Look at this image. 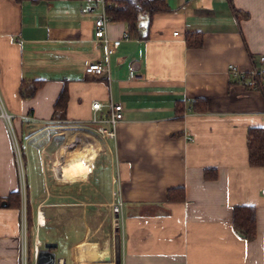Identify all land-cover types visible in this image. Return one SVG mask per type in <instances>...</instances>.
<instances>
[{
  "label": "crops",
  "instance_id": "crops-1",
  "mask_svg": "<svg viewBox=\"0 0 264 264\" xmlns=\"http://www.w3.org/2000/svg\"><path fill=\"white\" fill-rule=\"evenodd\" d=\"M164 1L168 11L140 18L142 39H125L122 22L105 23L107 37L120 44L107 58L108 76H96L85 67L105 61L93 39L101 0H0V111L36 152L43 191L31 201L27 191V203L34 230L43 215L37 236L49 229L40 242L56 243L55 262L113 264L114 226L106 215L117 201L120 264H264V167L249 166L246 145L248 129L264 125V75L259 89L249 78L264 54V0ZM229 64L244 73L241 81L229 75ZM37 80L41 85L23 98L21 85L26 93ZM63 87L66 109L54 120ZM194 99L204 100L203 111L189 109ZM109 100L122 105L123 119L114 138L104 139L89 123L91 104ZM27 124L40 127L26 135ZM57 127L85 130L95 143L85 146L84 136L66 147L72 137L66 139L58 153L62 170L56 160L46 169L61 179L50 185L43 162ZM43 136L47 142L38 147ZM13 145L0 117L1 204L20 190ZM100 159L104 173L93 176ZM170 189L184 199L167 201ZM235 206L255 209L250 241L232 228ZM101 208L104 220L96 223ZM20 230L21 207L2 205L0 264H21Z\"/></svg>",
  "mask_w": 264,
  "mask_h": 264
},
{
  "label": "trees",
  "instance_id": "trees-1",
  "mask_svg": "<svg viewBox=\"0 0 264 264\" xmlns=\"http://www.w3.org/2000/svg\"><path fill=\"white\" fill-rule=\"evenodd\" d=\"M17 2L21 0H15ZM104 13L109 21H118L125 24L128 38L142 39L140 34L139 20L141 17L147 18L148 22L156 13L166 12L169 10L164 0H104ZM233 13L236 15L238 10L233 8ZM187 35L186 41L188 45L191 37ZM201 40H197L195 45H199ZM24 84L19 88L20 95L23 98L31 97L35 90L41 85V81L30 82L28 92H24ZM262 84L261 78L254 79V88L259 89ZM66 88H62L58 94L54 104L52 119L61 120L67 105ZM177 113H182L185 108L177 103ZM190 110L203 111L205 102L203 99H194L190 101ZM246 145L248 151V164L251 167H264V125L259 127H251L247 131ZM22 156L24 157L23 153ZM184 199L183 192L180 189H170L167 192V201H182ZM0 207H21L20 191H13L4 199V204ZM26 223L29 227L32 224L30 208L26 203ZM232 228L243 239L250 241L255 237V209L252 206H235L232 208Z\"/></svg>",
  "mask_w": 264,
  "mask_h": 264
},
{
  "label": "built area",
  "instance_id": "built-area-1",
  "mask_svg": "<svg viewBox=\"0 0 264 264\" xmlns=\"http://www.w3.org/2000/svg\"><path fill=\"white\" fill-rule=\"evenodd\" d=\"M102 4V14L99 18L94 20L93 24V39L95 42L101 44V46L104 49L105 54V61L104 62H89L85 67V72L87 74H92L96 76L105 75L108 76L109 73V67H108V61L107 58L114 52V50L119 46L120 39H110L106 35L105 31V23L108 22V18L104 13V0H101ZM173 35H178V32H173ZM124 38H128L127 33L125 34ZM259 67L253 71L250 72L249 78L250 83L254 84V79L262 78L264 75V54L259 55L258 57ZM227 71L229 75L233 78L235 81H241L244 78V73L235 65L229 64L227 66ZM129 78L135 79L137 76L133 71L129 72ZM105 107L107 109L106 113L102 116L98 115V112L101 111V109ZM91 108L93 111L92 117L89 121V123L94 127V132L96 135H98L101 138H108L112 139L115 136V128L116 125L123 119V107L120 103H114L112 101H108L105 104H102L98 101L92 102ZM0 117L5 119L9 125V128L11 130L12 138H17L14 130L12 129L11 125V116L8 115L4 110L0 111ZM104 124H108L109 128H106ZM186 139L188 141H191L192 138L190 136H187ZM14 144V141H13ZM14 146V145H13ZM20 150V149H19ZM15 156L16 151L14 148ZM19 153V152H18ZM20 184V179H19ZM22 186L20 184V197L22 198ZM25 203V202H24ZM115 212L118 211L117 207L114 209ZM37 224H36V231L33 236V241L31 245V251L30 254L36 263V258L38 255V252L40 250L41 242L38 239L37 236V229L38 227L42 226L43 224L39 222L37 218ZM20 240H21V264H25L27 261V258L29 257L28 248H27V237L25 233V204L23 207V200H21V230H20ZM55 264H63L62 260H57Z\"/></svg>",
  "mask_w": 264,
  "mask_h": 264
},
{
  "label": "rangeland",
  "instance_id": "rangeland-1",
  "mask_svg": "<svg viewBox=\"0 0 264 264\" xmlns=\"http://www.w3.org/2000/svg\"><path fill=\"white\" fill-rule=\"evenodd\" d=\"M85 130H82L80 128H76V127H57L55 129L51 130V133L55 134V137L53 138V141L50 145V149H47L45 152L48 153V155H44V165H43V170H45V174L47 176L48 179V184L52 185L54 183L53 177H55L54 172L52 171H48L46 170L51 169L52 168V162H53V168H54V160L58 159L57 154L59 152H62L64 149V142L66 141V139L74 137V138H83L85 136V138L89 141V143H95L93 142V140L88 137L87 135H84ZM89 134V132H88ZM14 141V148L16 151V161H17V169H18V176L20 179V184L22 186V198L20 197V200H23V207L25 204V233H26V237H27V248H28V253H29V257L27 258V261L25 262V264H35L34 261L31 258V245H32V241H33V236L35 234L36 229L34 230L31 224V228L29 230V227L26 223V203H27V196H26V192H29V198L30 201L41 194V192L43 191V181H42V176L41 173L39 171V161L36 155V152L33 150L31 151L30 148V144L25 143L23 145V141L21 143V139L19 136H17L16 140L15 138H13ZM37 146L39 147L41 144H44L47 142V136H43L39 141H37ZM24 146L25 152H26V156H27V165H25V159L22 156V146ZM21 148V149H20ZM20 149V150H19ZM19 152V153H18ZM94 155V154H93ZM92 157V156H91ZM89 157V158H91ZM41 168V166H40ZM104 173V167L103 164L101 163V159L97 162L96 164V169L93 172V176H96L98 174H102ZM56 178V177H55ZM56 180H61V179H57ZM28 184V187H27ZM105 193L103 192L102 195H104ZM50 201V200H49ZM25 202V203H24ZM51 202V201H50ZM97 207V206H96ZM115 207H117L118 211L115 212L114 209ZM42 209V207H41ZM91 211V210H90ZM100 214L95 215V220L94 222H99L103 219V215H101V212L105 211L104 208H101L100 210ZM106 217L108 218V222L109 225L114 226L113 229V235L118 232L119 230L117 229V224L118 221L121 217V209H120V204L117 203V201H115L114 207L111 206V209L108 213V215H106ZM106 218V219H107ZM34 233V234H33ZM49 229L48 228H41L39 231V238L40 240L43 242L48 236H49ZM32 239V241H31ZM49 239V238H47ZM113 239V238H112ZM60 244V243H59Z\"/></svg>",
  "mask_w": 264,
  "mask_h": 264
},
{
  "label": "water",
  "instance_id": "water-1",
  "mask_svg": "<svg viewBox=\"0 0 264 264\" xmlns=\"http://www.w3.org/2000/svg\"><path fill=\"white\" fill-rule=\"evenodd\" d=\"M40 126L37 124H27L24 127L25 134H30V131L39 128ZM118 229V228H117ZM113 264H120V235L118 232H116L113 235ZM56 247V243L46 242L42 245L40 248L37 258H36V264H54L55 263V255L51 251L52 248ZM104 261L109 260L108 256H106Z\"/></svg>",
  "mask_w": 264,
  "mask_h": 264
},
{
  "label": "bare ground",
  "instance_id": "bare-ground-1",
  "mask_svg": "<svg viewBox=\"0 0 264 264\" xmlns=\"http://www.w3.org/2000/svg\"><path fill=\"white\" fill-rule=\"evenodd\" d=\"M67 142V144H66V147L67 146H69V144H74V145H78V143H79V139L78 138H74V137H72V140H67L66 141ZM88 145H91V143H89V142H87V145H85V146H88ZM84 146V147H85ZM65 147V146H64ZM57 156H58V154H57ZM56 162L59 164V165H61V163H60V160H59V156H58V159L56 160ZM62 168H63V166L61 165L60 166V170H62ZM62 174V173H61ZM39 220H40V223H44V221H43V215H39Z\"/></svg>",
  "mask_w": 264,
  "mask_h": 264
}]
</instances>
